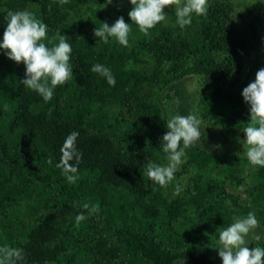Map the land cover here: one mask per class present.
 Listing matches in <instances>:
<instances>
[{
	"label": "trees",
	"instance_id": "obj_1",
	"mask_svg": "<svg viewBox=\"0 0 264 264\" xmlns=\"http://www.w3.org/2000/svg\"><path fill=\"white\" fill-rule=\"evenodd\" d=\"M107 3L0 0V34L9 11L34 13L48 40L69 37L74 76L46 102L19 84L23 64L0 53V247L22 249L18 264H216L200 236L225 201L264 219V167L234 154L248 172L250 205L215 175L229 157L217 146L250 123L241 91L264 67V0H207V14L184 28L168 5L148 35L130 22L128 0ZM120 16L130 22L127 47L94 37ZM96 63L111 68L115 86L90 70ZM192 80L198 89L187 88ZM176 113H194L205 127L185 149L187 199L166 198L170 183L155 185L143 171L166 164L159 142ZM72 131L83 154L75 182L57 166ZM62 212L72 221L61 222Z\"/></svg>",
	"mask_w": 264,
	"mask_h": 264
},
{
	"label": "clouds",
	"instance_id": "obj_2",
	"mask_svg": "<svg viewBox=\"0 0 264 264\" xmlns=\"http://www.w3.org/2000/svg\"><path fill=\"white\" fill-rule=\"evenodd\" d=\"M112 2L108 0V3ZM128 3L131 5L127 13L130 22L145 35L158 22L166 19L164 9L168 5H176V24L181 28L191 24L193 15L207 14V0H128ZM6 21L0 34V53L14 63L23 64L24 76L19 80L20 85L36 92L44 101H50L56 86L63 85L69 79L74 80L70 63L73 49L69 37L58 32L48 40V26L28 10L9 11ZM130 22H125L123 16L111 25L101 22L100 27L93 29V35L104 43L111 38L127 47ZM90 70L103 77L110 86H115L116 78L108 66L96 63ZM241 96L248 105L250 123L243 128L244 138L239 143L242 141L247 146L244 155L251 165L264 167V67L242 89ZM166 128L159 143L166 153L167 163L149 162L143 169L153 184L162 187L174 180L175 173L184 163L185 149L200 142L202 134L205 135V127L202 128L201 120L194 113L171 115L166 118ZM79 135L78 131L67 134L60 148L62 155L57 166L69 182L78 179V164L83 155L76 143ZM181 190V186L177 185L175 194L178 195ZM85 218L81 213L76 220ZM258 227L256 213L249 211L244 216L234 217L227 227L217 228L215 232H218V238L212 248L217 250L221 264H264V247L248 246L250 234L255 240L264 241V230L256 231ZM22 259V249L0 247V264H18Z\"/></svg>",
	"mask_w": 264,
	"mask_h": 264
},
{
	"label": "rangeland",
	"instance_id": "obj_3",
	"mask_svg": "<svg viewBox=\"0 0 264 264\" xmlns=\"http://www.w3.org/2000/svg\"><path fill=\"white\" fill-rule=\"evenodd\" d=\"M194 80L188 82L187 88H189V90L195 88L198 89L197 82ZM148 90L149 88H147L145 92L148 93ZM243 138L244 133L236 135L233 139H230L229 146L227 144H224L218 147V153L226 152L229 157L225 158L224 165L217 170V173H215V175L219 178V184L221 185V187H223L225 192L233 193L237 196V198L240 199L241 202L250 205L251 196L248 195L250 192V181L248 177V172L246 166H243V164H241V162L239 161V156L238 158H235L234 156V154L239 155V153L245 156L244 152L246 151L247 146L244 145L242 141L239 143V140ZM233 149L235 152H233ZM160 157L162 160L164 159L167 163L166 154L159 155V158ZM186 158L187 154L185 156L184 163L186 162ZM183 164L177 171L181 172V175L177 178L175 173L174 180L170 182L171 187L169 186L170 188L165 189L164 195L168 199H175L178 197H185V199H187L186 197L189 194V192H187V187L192 183V180L190 179V174L183 168ZM229 174H231V177ZM177 185L181 186L182 188L178 195L175 194V189ZM225 205L226 208L224 209L215 208L218 209V211L217 213H214L209 229L207 228V231L200 236V243L203 246L205 253L207 254V256L210 257L211 260L215 261L216 264H221V260L217 255V250L212 248L215 246V241L218 238V232H215L216 229L219 227H227L233 221L234 217L242 216L239 211L232 212L234 207H232L231 201H225ZM64 212L68 213L65 210ZM64 212L60 214L59 220H61V222L72 221L70 216L65 214ZM224 212L226 215L222 214ZM259 222V227L256 231L264 230V219L260 220ZM248 241V245L252 244L254 247H264V241L255 240L254 236L251 234L248 237Z\"/></svg>",
	"mask_w": 264,
	"mask_h": 264
}]
</instances>
